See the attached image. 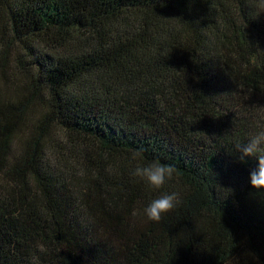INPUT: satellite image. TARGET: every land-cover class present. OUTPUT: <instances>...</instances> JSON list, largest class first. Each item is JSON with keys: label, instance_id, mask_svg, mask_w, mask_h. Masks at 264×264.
I'll list each match as a JSON object with an SVG mask.
<instances>
[{"label": "trees", "instance_id": "obj_1", "mask_svg": "<svg viewBox=\"0 0 264 264\" xmlns=\"http://www.w3.org/2000/svg\"><path fill=\"white\" fill-rule=\"evenodd\" d=\"M250 4L0 0V264H264L233 150L264 131ZM152 160L177 169L161 189L130 176Z\"/></svg>", "mask_w": 264, "mask_h": 264}, {"label": "clouds", "instance_id": "obj_2", "mask_svg": "<svg viewBox=\"0 0 264 264\" xmlns=\"http://www.w3.org/2000/svg\"><path fill=\"white\" fill-rule=\"evenodd\" d=\"M250 7L254 17L264 14V0H251ZM233 150L240 153L238 157L240 162H244L245 157L256 159L257 166L251 170L249 175L250 185L256 190L264 191V131L251 136L247 143H236ZM176 173L177 169L174 165L152 160L144 164H137L131 170L130 176L143 182L149 190H156L161 189L166 181H171ZM180 202L179 193H164L152 199L148 206L143 209V214L147 220L158 222L162 214L170 212Z\"/></svg>", "mask_w": 264, "mask_h": 264}]
</instances>
